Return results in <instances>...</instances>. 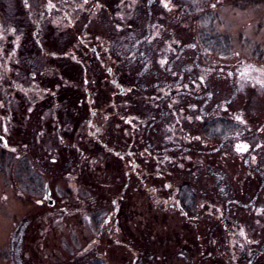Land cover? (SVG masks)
Listing matches in <instances>:
<instances>
[{
  "label": "rangeland",
  "instance_id": "obj_1",
  "mask_svg": "<svg viewBox=\"0 0 264 264\" xmlns=\"http://www.w3.org/2000/svg\"><path fill=\"white\" fill-rule=\"evenodd\" d=\"M205 1L202 0V7L205 3L214 5ZM185 2L192 6L187 7L185 3L186 7L179 11L182 17L176 16L179 14L171 17L172 9L163 15L162 8H154L153 1L151 12L161 15L156 27L154 20L147 21L149 14L142 18L145 16L142 11L132 23L138 33L127 36L123 30L120 46L115 48L118 58L124 60L123 55L130 52L138 56L135 61L121 64L120 83L131 89L129 95L121 101L113 99L118 92L111 86L106 70L100 74L103 87L96 86L93 90L96 106L106 115L123 103L124 113L118 126L114 128L113 122L110 126L103 122L104 129L109 128L116 134L117 142L114 144V140L105 138L102 142H109L108 146L115 147L116 152H126L129 148L134 154L127 157L131 163L105 155L93 142L85 140H77L81 153L73 149L68 152L63 146H70L73 140L65 125L58 139L51 133L48 119L53 115V108L48 97L43 99L46 104L36 102L31 114L29 110L35 102L31 94L25 97L9 89L4 98L0 97V264H89L93 260L105 264H167V256H171L169 264H188L193 260L196 264L197 253L194 257L190 252L179 256L189 245L175 237V232L183 228L182 216L175 209L166 210L162 201H157L158 197L170 196L164 185L179 186L189 177L178 167L179 163L182 166L179 142L171 136V127L174 129L176 125L174 118L192 114L177 99L188 84L200 86L195 93L189 92L199 103L196 106L190 101L193 105L190 109L196 110L195 113L206 103L208 110L216 109L218 118L234 120L237 116L244 122L237 136L223 137L216 142L217 147H213L216 165H212L209 156L207 159L191 154L183 156L189 158L184 165L192 168L190 173L195 177L198 193L212 190L210 204L217 209V216L225 215L212 235L216 247L208 243L202 260L209 259L214 264H225L223 261L232 259L235 264H248L249 260V264H255L260 259L264 264V221L259 227L254 215L264 212V188L259 194L257 183V177L264 175V64L254 57V53H261L264 58V5L238 9L231 5L232 0H225L214 7L219 18L216 32L230 37L229 55L218 56L209 54L196 35L198 23L194 20V10L201 4L198 0ZM170 4L173 5V0ZM128 12L123 9V17ZM124 20L129 21L128 15ZM172 40L169 44L172 49H169L166 43ZM131 41H134L133 47ZM175 43H180L179 50ZM29 68L25 69L26 79L31 72L39 79L35 71L38 67L31 64ZM185 70L188 76L182 77ZM129 72L139 78L137 86L126 81L130 78ZM198 75L202 77L201 82L197 81ZM170 90L172 96L168 99ZM215 98L217 102L213 103ZM63 99L61 93L60 100ZM92 107L95 106L90 103ZM63 108L58 112L61 119ZM38 114L42 118H35ZM211 114L205 116L210 118ZM245 133H249V140L243 137ZM2 155L13 161L14 158L29 159L32 165V156H37L40 166L36 169L44 173L40 174L42 191L23 190L21 185L27 181L17 184L15 164L8 165ZM134 168L136 173L130 175ZM248 170H256L252 181L248 180L252 174ZM158 176L163 178H155ZM242 187L247 193L241 192ZM47 188L49 197H46ZM231 198H235L233 204ZM48 200L54 203L48 204ZM228 202L232 204L229 208ZM252 206L253 210L248 209ZM98 214L95 219L94 215ZM105 222L107 227L101 230ZM232 227L242 229L239 233L246 235L250 244L256 241L263 246L260 244L256 251L250 246H240L245 239ZM130 229L132 242L128 237ZM110 233L111 239L106 240ZM204 235L210 233L198 225V231L191 230L186 237L195 243ZM117 242L131 243V246L127 249Z\"/></svg>",
  "mask_w": 264,
  "mask_h": 264
},
{
  "label": "flooded vegetation",
  "instance_id": "obj_2",
  "mask_svg": "<svg viewBox=\"0 0 264 264\" xmlns=\"http://www.w3.org/2000/svg\"><path fill=\"white\" fill-rule=\"evenodd\" d=\"M153 1L154 8L160 6L163 15H168L169 10L172 9L174 14L171 17H174L175 14L182 17L179 11L184 7L181 3L185 0H173V5L170 4V0H140V6L138 0H0V97L4 98L9 89L12 92H19L20 95L25 97H29V94H31L35 102L32 104V109L29 110L30 114L36 108V102L45 103L43 99L48 97L50 106L53 108V115L48 119L51 122V133L54 139H58L60 137L59 131L65 125L73 140L70 146L68 144L63 146L68 152L73 149L75 152L81 153L82 148L78 145L77 140H85L86 142H93L105 155H114L122 158L121 160L125 162L127 161V163H131L132 160L128 161L127 157L134 154L129 151V148L126 152L120 150L116 152L115 147L110 148L108 146L109 142H102L103 138L109 141L114 140V144L117 142L116 134H112L109 128L104 129L103 122L107 123L108 126L113 122L114 128L115 125L118 126L122 113H124L123 103H119V107L114 106L113 110L106 115L103 109H98V106H96V94L95 98L92 96H94L93 90L96 89V86L97 89L103 87L100 74L105 72L109 74L111 86L118 92V95L112 96L115 101L116 99L121 101L122 97L129 95L131 89L125 88L120 83L121 71L123 70L121 64H123L122 62L128 63V60L135 61L138 56L130 52V54L123 55L126 56L124 60H120L116 49L120 46L123 30L126 31L125 35L127 36L138 33L132 26V23L140 17L138 13L144 12L145 16L142 18L147 17L146 15L149 14L147 21L154 20V27H156L158 17L161 15L159 12H151L150 4ZM123 9L129 10L124 16L127 17L128 15V22L124 20ZM162 29L164 28L162 27ZM168 33L170 32L166 34ZM154 35L155 33L152 34V36ZM132 42L134 41L130 42L131 47L134 46V44H131ZM171 42L174 41H168L166 44L169 46ZM174 45L179 50L180 43ZM169 49H172L171 46H169ZM31 64L38 67L35 71L38 72L39 79L32 72L28 74L26 79L25 69L29 70ZM118 65L121 66L120 69L116 68ZM57 66L62 69H58ZM41 74H44L45 77H40ZM128 75L130 78L126 81L133 84L131 86H137L139 78L130 74V72ZM181 76L187 77L188 70L183 71ZM64 77L66 80H64ZM179 78H181L180 74ZM198 78L197 81L201 82L202 77L198 75ZM199 87L196 84L185 85L183 93L177 96L180 101L179 104L183 102V105H187L192 114L186 116V118H174L176 125L174 124V129L171 127V136L177 138L180 147L179 158L182 166L179 163L178 167L189 175L188 180L182 181L179 186L175 187L164 185L170 196L158 197L157 201L158 203L162 201V205L166 210L175 209L182 216L183 228L175 232V237H177V240L181 238L182 242L189 243V245H186L187 247L183 249L182 254L179 253V256H184L185 253L190 252L194 257L197 253L196 264H214L209 259L202 260V256H205L208 251V243L211 247L216 245L212 240V235L216 232V227L223 221L225 215L217 216L215 213L217 209L210 204L211 200L209 199L214 194L212 190H201L198 193L197 182L193 174L190 173L192 168L184 165V162L189 158L183 157L185 154L205 159L209 156L212 159V165H216L214 161L216 158L213 154V151H216L213 147H217V121L219 119L216 115V109L208 110L206 103L203 109L197 113H195L196 110L190 109L193 106L190 101L194 102L196 106H199V103L195 102L194 96L189 92L193 90L195 93ZM171 91L166 95L168 99L172 96ZM61 93L64 94L63 101L60 100ZM191 96H193V99ZM212 101L216 103L217 99L215 98ZM64 103H66L65 108H63ZM90 103L95 107L90 108ZM42 108H40L41 111ZM61 108H63L62 119L58 116ZM45 110L46 108H44ZM166 112L168 113V110ZM207 113H212L210 118L205 116ZM42 114H38L35 118H42ZM237 119L242 122L237 123L239 130L235 132V135L226 137H235L240 132L244 122L240 118ZM44 128L46 129V126ZM231 133L233 132L231 131ZM248 136L249 133L243 134V137L247 140H249ZM165 151L169 154L168 149H165ZM241 151L239 152L242 153ZM21 160H25V158H21ZM199 167L201 168V166ZM136 170V168L131 169L129 174L136 173ZM155 178L163 177L158 176ZM204 200H207L208 204ZM233 200L234 198H231V203ZM228 204L230 203H227L229 208L233 203ZM205 208L208 211H203ZM254 215L257 217V224L260 227L264 221V212H260L259 215L254 213ZM99 216L100 214L98 216L94 215L95 219ZM231 224L233 226L234 222ZM98 225L99 220L97 221V227ZM198 225L202 229L205 228L210 235H204L203 238L199 237L195 240V243H191L186 236L191 234V230L198 231ZM225 226H223L224 229ZM105 227H107V222L100 228L104 230ZM232 230L240 234L241 238H246V235L239 233L242 232V229H239V231L232 227ZM230 232L233 236V231L230 230ZM111 235L112 233H110V238L108 237L109 240L112 237ZM128 237L132 242L133 231L131 229ZM114 244L116 245L115 242ZM119 244L122 247H127V249L131 246V243ZM260 244L263 246V243ZM260 244L256 241L250 244V241L245 239V243H240V246H250L256 251ZM170 258L171 256H167V264H169L168 262L171 263ZM223 262L225 264H235L233 259ZM249 262L247 260L248 264ZM262 262L258 259L255 264H262ZM187 263L194 264L195 260Z\"/></svg>",
  "mask_w": 264,
  "mask_h": 264
},
{
  "label": "trees",
  "instance_id": "obj_3",
  "mask_svg": "<svg viewBox=\"0 0 264 264\" xmlns=\"http://www.w3.org/2000/svg\"><path fill=\"white\" fill-rule=\"evenodd\" d=\"M201 4V7L203 5L202 0H198ZM205 1V0H204ZM211 1L214 5L205 3L204 7H200L198 10H194V20L198 23V29H197V35L198 39L201 43V45L204 47L205 50L209 54H214L218 56H228L229 55V46H230V37L226 35H219L216 32V27L219 22V18L217 16V13L214 12V7L220 5V3H223L225 0H206L205 2ZM228 2H231V0H227ZM231 5L238 9H244L245 7H256L260 5H264V0H232ZM179 3V2H178ZM185 1L181 3L184 7ZM187 7L192 6L190 3H186ZM212 5V6H210ZM254 57H256L258 60L264 64V58L262 57L261 53H254ZM235 116V115H234ZM236 119L234 120H225L222 117H219L217 121V141H220L221 138L229 136V135H235V132L239 130L238 124L239 120L237 119V116H235ZM238 120V121H237ZM238 123V124H237ZM242 123V122H240ZM219 129H223L220 130ZM231 131L233 133H231ZM2 160H7L8 165H11L12 163L16 166V176L15 181L17 184L23 185V190L31 193H38L42 191V182L40 179V174H44L43 172L37 170L36 168H39L40 164L38 163L37 156H32L33 158V165L30 164V160L27 159L21 160L19 158H14L15 162L12 160L11 157H6L5 155L1 156ZM7 167V166H6ZM5 167V168H6ZM34 170L37 171V173L34 172ZM256 170H248V172H251L252 174L249 176L248 180H251L254 176L256 178ZM259 178V181H258ZM252 181V180H251ZM257 183L258 185V191L259 194L264 188V175L263 177H257ZM247 193V189L242 187L241 192ZM258 194V195H259ZM235 199V198H234ZM248 209L253 210L252 207H248ZM107 238V237H106ZM107 240H109L107 238ZM89 264H105L104 262L93 260Z\"/></svg>",
  "mask_w": 264,
  "mask_h": 264
},
{
  "label": "water",
  "instance_id": "obj_4",
  "mask_svg": "<svg viewBox=\"0 0 264 264\" xmlns=\"http://www.w3.org/2000/svg\"><path fill=\"white\" fill-rule=\"evenodd\" d=\"M46 197H49L48 189H47V192H46ZM48 201H50V200H48Z\"/></svg>",
  "mask_w": 264,
  "mask_h": 264
},
{
  "label": "snow or ice",
  "instance_id": "obj_5",
  "mask_svg": "<svg viewBox=\"0 0 264 264\" xmlns=\"http://www.w3.org/2000/svg\"><path fill=\"white\" fill-rule=\"evenodd\" d=\"M167 6V5H166Z\"/></svg>",
  "mask_w": 264,
  "mask_h": 264
}]
</instances>
